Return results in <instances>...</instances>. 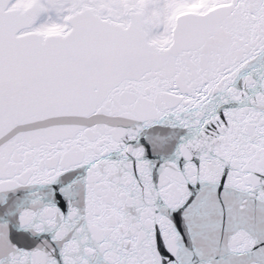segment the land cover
<instances>
[{
	"label": "snow or ice",
	"instance_id": "snow-or-ice-1",
	"mask_svg": "<svg viewBox=\"0 0 264 264\" xmlns=\"http://www.w3.org/2000/svg\"><path fill=\"white\" fill-rule=\"evenodd\" d=\"M0 264H264V0H0Z\"/></svg>",
	"mask_w": 264,
	"mask_h": 264
}]
</instances>
